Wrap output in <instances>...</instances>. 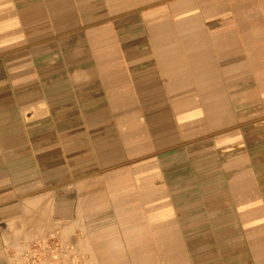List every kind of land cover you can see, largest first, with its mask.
<instances>
[{
  "label": "crops",
  "instance_id": "0c3cea01",
  "mask_svg": "<svg viewBox=\"0 0 264 264\" xmlns=\"http://www.w3.org/2000/svg\"><path fill=\"white\" fill-rule=\"evenodd\" d=\"M54 233L264 264V0H0V264Z\"/></svg>",
  "mask_w": 264,
  "mask_h": 264
},
{
  "label": "built area",
  "instance_id": "2783aa9c",
  "mask_svg": "<svg viewBox=\"0 0 264 264\" xmlns=\"http://www.w3.org/2000/svg\"><path fill=\"white\" fill-rule=\"evenodd\" d=\"M11 253L18 264H91L89 257L59 233L14 247Z\"/></svg>",
  "mask_w": 264,
  "mask_h": 264
}]
</instances>
